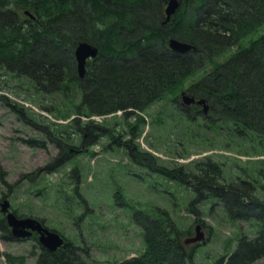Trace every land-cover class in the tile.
<instances>
[{
	"label": "trees",
	"instance_id": "trees-1",
	"mask_svg": "<svg viewBox=\"0 0 264 264\" xmlns=\"http://www.w3.org/2000/svg\"><path fill=\"white\" fill-rule=\"evenodd\" d=\"M167 2L0 0V64L27 75L38 90L48 93L66 91L77 78L81 102L75 108L89 117L85 123L80 116L74 119L83 139L89 132L94 137L107 131L90 118L93 115L119 110L124 115L135 113L136 120L130 124L138 126L146 118L140 112L169 93L176 97L187 90L206 98L209 109L202 111L211 119L209 126L224 125L228 134L252 140L264 150V33L243 43L264 25V0H180L177 11L165 22ZM172 37L194 47L183 53L173 51L168 44ZM81 41L99 50L87 61L83 78L78 75L75 57ZM232 47H236L233 53L218 60ZM191 78L196 79L186 83ZM190 117L194 124L197 118ZM93 141L95 137L89 143ZM129 150L134 162L149 158L143 150L134 151L132 146ZM66 154L69 150L65 155L62 150L56 159L61 161ZM148 164L172 181L173 187L181 188L185 205L198 215L195 221L208 228L206 241L212 229L200 219L199 203L208 204L209 213L215 206L223 207L232 220H255L252 226H259L255 236L243 233L233 252L210 264H252L260 258L264 264V198L257 194L260 184L253 178L228 174L224 164L211 156L169 167ZM259 173L264 175V169ZM171 196L178 199L176 193ZM115 199L131 206L121 190ZM139 204L133 205L132 218L141 227L145 248L117 264H195L197 249L206 241L184 243V236L192 235V225L182 229L165 208H141ZM0 223L10 230L4 218ZM33 238L38 239L36 235ZM65 239L55 251L40 244L36 264H98L88 258L89 249Z\"/></svg>",
	"mask_w": 264,
	"mask_h": 264
},
{
	"label": "rangeland",
	"instance_id": "rangeland-1",
	"mask_svg": "<svg viewBox=\"0 0 264 264\" xmlns=\"http://www.w3.org/2000/svg\"><path fill=\"white\" fill-rule=\"evenodd\" d=\"M263 33L264 25L246 36L243 43ZM76 79L66 91L48 93L38 90L27 75L0 64V202L8 199L17 215L33 216L60 230L89 249L88 258L98 264H117L145 248L141 227L132 218L133 205L165 208L182 229L192 225V235L195 225L201 223L185 205L181 188L173 187L172 181L148 168V163L169 167L211 156L224 164L228 174L253 178L261 185L257 194L264 198V175L259 173L264 169V150L252 140L228 134L224 125L209 126L211 119L203 114L202 107L188 109L180 93L176 97L169 93L140 112L146 118L138 126L130 124L136 120L135 113L124 115L121 110L93 115L90 118L107 131L97 133L96 141L89 143L94 138L91 132L83 139L74 125L77 116L83 123L89 119L75 108L81 102ZM190 116L197 118L194 124ZM129 146L145 151L149 158L134 162ZM62 150L63 155L68 150L69 154L58 161ZM119 190L131 204L129 208L115 199ZM208 207L198 204L199 217L210 225L212 235L198 247L195 264H210L233 252L243 233L253 237L259 230L258 225L252 226L255 220H232L223 207L215 206L210 213ZM84 211V217L79 218ZM4 217L0 205V220ZM39 251L38 239L16 238L11 229L0 225V264H36ZM252 264H263V258Z\"/></svg>",
	"mask_w": 264,
	"mask_h": 264
},
{
	"label": "water",
	"instance_id": "water-1",
	"mask_svg": "<svg viewBox=\"0 0 264 264\" xmlns=\"http://www.w3.org/2000/svg\"><path fill=\"white\" fill-rule=\"evenodd\" d=\"M180 5V0H168L165 13L166 20L169 21L171 16L177 11ZM31 17H34L32 13L26 11ZM169 47L176 52H187L194 47L192 43L179 40L172 37L168 41ZM98 47L87 41H81L75 48V57L77 61V72L79 77L83 78L86 74V64L88 59L95 58L98 55ZM182 102L186 105L192 103L202 104L203 111L206 113L209 109V104L206 98H196L195 95L190 94L187 90L181 92ZM1 211L5 215V220L11 229V233L16 238L30 237L33 232L38 233L39 242L45 248L55 251L65 243V238L58 231L50 229L42 221L33 216H18L13 210H11V203L8 199H3L0 202ZM206 232L200 223L195 226V234L184 238L186 245L195 244L198 242L206 241Z\"/></svg>",
	"mask_w": 264,
	"mask_h": 264
},
{
	"label": "flooded vegetation",
	"instance_id": "flooded-vegetation-1",
	"mask_svg": "<svg viewBox=\"0 0 264 264\" xmlns=\"http://www.w3.org/2000/svg\"><path fill=\"white\" fill-rule=\"evenodd\" d=\"M192 106H196V107H197V106H200V107H202V105L197 104V103H193Z\"/></svg>",
	"mask_w": 264,
	"mask_h": 264
}]
</instances>
